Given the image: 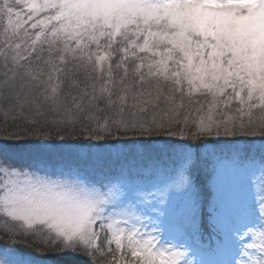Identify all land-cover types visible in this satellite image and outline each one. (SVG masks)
I'll use <instances>...</instances> for the list:
<instances>
[{
    "label": "snow or ice",
    "instance_id": "obj_1",
    "mask_svg": "<svg viewBox=\"0 0 264 264\" xmlns=\"http://www.w3.org/2000/svg\"><path fill=\"white\" fill-rule=\"evenodd\" d=\"M52 137L183 150L146 183L17 166ZM209 164L249 169L260 193L211 264H264V0H0V264H197L162 218L172 192L192 232L215 213L195 179Z\"/></svg>",
    "mask_w": 264,
    "mask_h": 264
},
{
    "label": "rangeland",
    "instance_id": "obj_2",
    "mask_svg": "<svg viewBox=\"0 0 264 264\" xmlns=\"http://www.w3.org/2000/svg\"><path fill=\"white\" fill-rule=\"evenodd\" d=\"M242 147L246 145L242 142ZM164 147L162 144L152 145L153 149ZM260 142H256L257 162L259 160ZM23 156L17 162L21 170L35 171L41 176L51 179L63 178V174L80 171L97 178L108 177L119 173L122 169L130 172L134 180L146 183L150 180L156 165L159 169L170 171L176 154H167L158 158L154 152L145 153L140 144L103 143V141L66 142L60 139H46L41 142H28L21 146ZM203 153V149L200 150ZM250 170L238 168L229 170L223 176H214L211 165L201 166L195 179L201 190V199L205 201V210L214 205L216 211L211 217L205 215L200 229L196 232L182 227L179 213L189 206L187 197L180 193H169L173 203L171 212L164 219V236L174 242L183 243L188 250V259L194 262L204 261L211 264L214 261L228 259L233 247L232 233L239 225L249 219V210L259 189L249 182ZM204 241L207 246L199 247L194 241ZM3 257L0 247V258ZM48 264H59L52 256L45 258Z\"/></svg>",
    "mask_w": 264,
    "mask_h": 264
},
{
    "label": "trees",
    "instance_id": "obj_3",
    "mask_svg": "<svg viewBox=\"0 0 264 264\" xmlns=\"http://www.w3.org/2000/svg\"><path fill=\"white\" fill-rule=\"evenodd\" d=\"M49 139H59V138H57V137H52V138H49ZM63 141H66V142H81V141H85L84 139H73V138H68V139H66V140H63ZM32 142V141H31ZM113 143L112 141H103V143ZM256 142H258V140L256 141ZM255 142V143H256ZM254 143V144H255ZM26 144V143H25ZM253 144V145H254ZM24 145V144H23ZM253 145H251L250 147L252 148V146ZM22 146V145H21ZM175 149L176 150H181V149H183V146L180 144V143H177V144H175ZM253 150V155L255 156L256 154H257V152H255V149H252ZM257 156V155H256ZM204 242V241H203ZM201 240L200 241H194V243L197 245V246H199V247H206L207 246V243L206 244H204ZM49 256H52V257H54L55 259H57L58 261H59V264H80V260H79V258L78 257H76V256H74V255H63V256H61V255H49Z\"/></svg>",
    "mask_w": 264,
    "mask_h": 264
}]
</instances>
